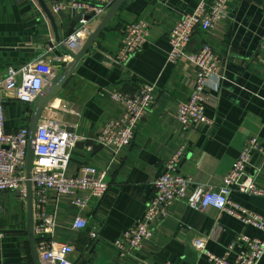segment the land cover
Instances as JSON below:
<instances>
[{
    "label": "crops",
    "instance_id": "1",
    "mask_svg": "<svg viewBox=\"0 0 264 264\" xmlns=\"http://www.w3.org/2000/svg\"><path fill=\"white\" fill-rule=\"evenodd\" d=\"M52 11L56 1L43 0ZM198 0H127L98 37L96 44L79 62L50 103L48 112L74 128L77 141L71 150L67 174L77 176L82 166L108 170V190L86 208L72 201L84 196L83 190L58 194L48 192L47 211L56 219L49 238L75 246L73 264H212L198 251L193 240L207 239L206 248L224 255L240 234L264 238V231L252 223L215 207L198 210L185 201H176L169 215L153 222V236L142 248L123 255L113 242L144 217L155 194L154 182L166 170V161L184 147L177 173L191 179L189 193L203 185L219 188L224 176L253 137L264 147V66L261 42L264 36V0H229L230 17L216 28L198 29L188 47L197 52L208 43L220 57L223 79L210 82L206 114L211 124L183 125L177 118L178 107L192 92L196 69L184 59L170 63L169 35L186 12H193ZM107 12V11H106ZM53 13V12H52ZM62 36L76 17L72 9L53 13ZM105 14V13H104ZM104 14L93 20L94 29ZM143 19L149 24L148 41L125 62L115 59L120 51L123 26ZM65 39V38H64ZM55 36L50 19L39 0H0V76L9 67L19 68L44 55ZM56 44V43H55ZM57 45V44H56ZM58 47V46H57ZM48 63L64 70L65 64ZM63 54V53H62ZM144 83H155L154 103L140 122L132 143L119 151L98 142L105 125L123 115L124 107L112 92H135ZM5 104L9 130L28 124L33 105L17 101L8 94ZM50 113V114H52ZM92 141L94 144L88 143ZM247 174L264 190V157L253 153ZM7 192L0 211V264H34L26 227V203L17 213L10 207L19 196ZM13 196L14 199H13ZM234 203L246 214L264 218V196L234 190ZM77 216L88 220L85 229L74 228ZM95 234L96 238H93ZM243 247L235 245L229 255L234 259ZM264 264V256L260 262Z\"/></svg>",
    "mask_w": 264,
    "mask_h": 264
},
{
    "label": "built area",
    "instance_id": "2",
    "mask_svg": "<svg viewBox=\"0 0 264 264\" xmlns=\"http://www.w3.org/2000/svg\"><path fill=\"white\" fill-rule=\"evenodd\" d=\"M115 1L62 0L54 2L51 8L53 13L58 14L70 8L76 16H81L75 31L63 40V44L70 51L78 52L82 43L93 31L89 28V24L106 13ZM228 2L229 0H198L193 12L184 13L170 31V50L167 60L170 63H177L185 59L196 69L191 82L192 92L187 100L180 103L177 112L178 120L185 126L199 122L212 123L206 114V104L211 80L216 79L217 88H219L223 79V75L219 72L220 57L208 43L203 44L197 52H189L188 47L198 29H214L230 17ZM86 16H90L91 19L87 20ZM122 31L120 51L115 59H111L119 63L127 61L144 47L148 41L149 24L139 19L124 25ZM80 44H82L81 47ZM57 46L52 41L47 45L43 56L19 68L11 66L5 75L0 76V211L3 207L2 197L5 193L15 192L25 203L27 194L29 123L13 130L6 127L7 96L11 94V97L17 101L33 105L35 98L58 70L53 63L46 61L58 49ZM261 50L264 53V36ZM52 60L62 62L67 66L72 56L63 53L54 56ZM262 64L264 66V55ZM155 88V83H144L135 92L123 90L112 92L113 99L123 105L124 112L120 118L111 120L105 125L98 142L114 151L129 146L140 122L154 103ZM48 107L52 108L53 105L49 103L39 119L32 171L37 249L41 264H73L71 256L75 252V246L49 238L56 226V219L46 209L48 192L55 190L58 194H64L72 190H83L86 194L74 198L72 203L79 208H86L93 199H101L106 194L108 170L82 166L79 175L69 176L67 174L71 150L76 144L77 135L74 128L59 118V114L48 112ZM255 152L264 157V147L257 137L251 138L245 145L231 169L224 176L219 188L200 185L189 193L191 179L177 173L184 154V147H180L166 161L165 172L156 178L155 194L146 208L144 217L124 232L122 239L115 240L114 246L123 255H130L140 250L144 242L153 236L151 224L164 220L176 201H185L190 207L198 210L215 207L237 216L246 223H252L264 231L263 217L246 214L243 207L231 199L234 190L264 196V190L259 189L255 184V179L247 174V167ZM87 226L88 220L85 217H76L75 229L82 230ZM93 238H96L95 234ZM238 242H242L243 247L236 253L234 259H229L230 253ZM193 245L202 254L208 256L212 264H260L264 256V238H251L245 234L237 236L224 255H216L207 250L205 237L195 238ZM137 264L150 263L140 260Z\"/></svg>",
    "mask_w": 264,
    "mask_h": 264
},
{
    "label": "water",
    "instance_id": "3",
    "mask_svg": "<svg viewBox=\"0 0 264 264\" xmlns=\"http://www.w3.org/2000/svg\"><path fill=\"white\" fill-rule=\"evenodd\" d=\"M127 0H116L104 14L102 19L98 22L96 27L93 29L92 33L86 38L82 47L78 52L74 53L70 51L64 44V38L68 37L75 31L76 26L81 20V16H76L72 23L70 24V28L66 32L65 36H62L59 31L58 24L56 22L55 16L47 6V4L43 0H39L42 7L44 8L48 18L51 21L55 43L59 47V55L62 53L70 54L72 56L71 62L64 68V70H60L55 73V75L51 78V80L47 83V85L42 89L39 95L35 98L33 103L32 115L29 121V145H28V157H27V168H26V176H27V194H26V227L25 231L27 232L31 254L33 258L34 264H41L40 258L37 249V239L35 235V220H34V205H33V183H32V171H33V161L34 154L37 145V132H38V123L41 115L45 107L51 103L58 91L62 88L63 84L68 80V78L73 74L75 68L79 64V62L87 55L91 48L94 47L98 37L101 33L108 27L109 23L113 20L122 4ZM86 19H91L90 16H86ZM112 61L111 59H108ZM60 67L57 66V69ZM88 143L94 144L92 141H88ZM19 196V195H18Z\"/></svg>",
    "mask_w": 264,
    "mask_h": 264
},
{
    "label": "rangeland",
    "instance_id": "4",
    "mask_svg": "<svg viewBox=\"0 0 264 264\" xmlns=\"http://www.w3.org/2000/svg\"><path fill=\"white\" fill-rule=\"evenodd\" d=\"M60 63V62H59ZM12 194H14V192L12 193ZM14 197L15 196H13V199H14ZM19 198L18 199H16L15 198V200L10 204L9 203V205H10V207H11V209L12 208H15L14 210L17 212V213H19V211L21 210V208H22V206H21V202H19ZM21 201V200H20Z\"/></svg>",
    "mask_w": 264,
    "mask_h": 264
},
{
    "label": "bare ground",
    "instance_id": "5",
    "mask_svg": "<svg viewBox=\"0 0 264 264\" xmlns=\"http://www.w3.org/2000/svg\"><path fill=\"white\" fill-rule=\"evenodd\" d=\"M82 44H83V43H82ZM82 44H80L79 46L81 47ZM70 62H71V61H70Z\"/></svg>",
    "mask_w": 264,
    "mask_h": 264
}]
</instances>
